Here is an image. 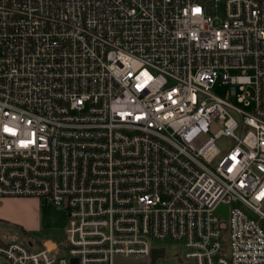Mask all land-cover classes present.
<instances>
[{"label":"built area","instance_id":"1","mask_svg":"<svg viewBox=\"0 0 264 264\" xmlns=\"http://www.w3.org/2000/svg\"><path fill=\"white\" fill-rule=\"evenodd\" d=\"M7 197L67 225L0 264H264V0H0Z\"/></svg>","mask_w":264,"mask_h":264},{"label":"rangeland","instance_id":"2","mask_svg":"<svg viewBox=\"0 0 264 264\" xmlns=\"http://www.w3.org/2000/svg\"><path fill=\"white\" fill-rule=\"evenodd\" d=\"M214 93L222 96L227 95V86L223 84H217L212 89ZM43 207H45L46 224L42 230L38 232H29L24 228L4 220H0V246L6 245L11 241H25L33 239L34 241H45L47 239H60L64 240L65 228L67 220L64 214L58 210L51 202L46 198H41ZM156 248L162 250V253L157 251V258L153 261L150 256L140 257L138 261L149 262L152 260V264H189V259L185 256V249L181 241L175 240H158L156 241ZM134 258V257H132ZM3 260V256L0 255V261ZM128 260L126 257H118L117 262Z\"/></svg>","mask_w":264,"mask_h":264},{"label":"crops","instance_id":"3","mask_svg":"<svg viewBox=\"0 0 264 264\" xmlns=\"http://www.w3.org/2000/svg\"><path fill=\"white\" fill-rule=\"evenodd\" d=\"M39 197H7L0 198V220L12 222L29 232L42 230L46 222L45 207ZM41 245L44 242L60 243V239L34 241ZM118 264H152L138 261L140 258H127ZM191 264V263H189Z\"/></svg>","mask_w":264,"mask_h":264},{"label":"trees","instance_id":"4","mask_svg":"<svg viewBox=\"0 0 264 264\" xmlns=\"http://www.w3.org/2000/svg\"><path fill=\"white\" fill-rule=\"evenodd\" d=\"M156 250H157V249H153V250L151 251V253H150V255H151V259H152L153 261H154V260L157 258V256H158ZM157 251H159V252L162 253V250H160V249H158ZM150 255H149V256H150ZM152 260L150 261V263H153Z\"/></svg>","mask_w":264,"mask_h":264}]
</instances>
